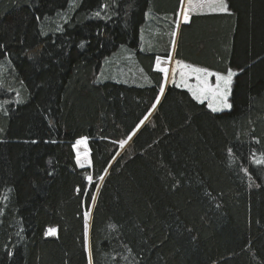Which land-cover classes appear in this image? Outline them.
Listing matches in <instances>:
<instances>
[{
  "label": "trees",
  "instance_id": "trees-1",
  "mask_svg": "<svg viewBox=\"0 0 264 264\" xmlns=\"http://www.w3.org/2000/svg\"><path fill=\"white\" fill-rule=\"evenodd\" d=\"M180 4L0 0V264H264V0L179 28L175 59L235 73L219 113L153 70ZM121 48L150 85L96 81Z\"/></svg>",
  "mask_w": 264,
  "mask_h": 264
},
{
  "label": "rangeland",
  "instance_id": "rangeland-1",
  "mask_svg": "<svg viewBox=\"0 0 264 264\" xmlns=\"http://www.w3.org/2000/svg\"><path fill=\"white\" fill-rule=\"evenodd\" d=\"M201 2L202 0H193L192 5L190 6L188 0H181L179 12L176 16L174 23L164 19L161 16V18H157L158 22L152 28L153 33L149 34V31H145L143 37L147 38L148 40L153 39L151 41L153 45L155 44L156 46H161L166 41L165 32L169 31L172 24L174 25V27H172L174 30L173 33L176 35L177 28H179L182 23L187 22L192 15H201L203 11L220 12L213 11L211 7H208L207 0H203L205 6H198L201 4ZM185 11L188 12L187 20L184 16ZM225 12L226 11H223L222 13ZM146 17L147 15L145 16V18ZM134 56V53L129 52L128 49L121 48L117 53H115L109 59L103 62V65L96 78V81H112L120 84L137 87L150 85L149 76L147 75L146 71L137 63V59ZM162 69L167 70V72L165 73V71H162ZM192 69H204L208 73H211V75L207 76V80L210 84L216 83L217 74L222 77H227L228 72L231 71L233 75L231 77V84L228 87L227 93L221 96L219 99H214L211 95H209L207 98H205L204 96H194L192 90L195 89L198 81L196 79L197 74L194 73ZM153 70L161 72L163 78V87H167L171 84L177 88L187 91L193 97V99L198 102L205 103L212 112L219 113L229 111L231 87L233 79L235 77L234 71L229 70L224 74L213 72L209 69L202 68L200 66L188 64L184 62L180 57L174 59L173 53L170 54L169 59L157 60L156 64L153 66ZM210 104L212 105V107H209ZM212 108H216L217 111H213ZM148 119L149 117L145 120V122L148 121ZM76 153L78 154V163H80L79 165L81 166V164L84 163L83 165L85 166L81 167L88 166L89 162L87 158V151L83 145L76 146Z\"/></svg>",
  "mask_w": 264,
  "mask_h": 264
},
{
  "label": "snow or ice",
  "instance_id": "snow-or-ice-1",
  "mask_svg": "<svg viewBox=\"0 0 264 264\" xmlns=\"http://www.w3.org/2000/svg\"><path fill=\"white\" fill-rule=\"evenodd\" d=\"M188 3L191 6L193 0H188ZM198 6H205L203 0ZM207 6L211 7L213 11H227L226 5L224 4V0H207ZM97 15H99V13H97ZM184 16L187 20V11L184 12ZM173 35L175 34L173 33ZM162 71H165V73L167 72V70L164 69H162ZM192 71L197 74L196 79L198 81L195 89L192 90L194 96H204L205 98H207L209 95H211L214 99H219L221 96L227 93L228 87L231 84V77L233 75L231 71L228 72L227 77H222L217 74V81L215 84H210L208 82L207 76L211 75V73H208L206 70L192 69ZM161 91H163V88H161ZM153 107H155V105H153ZM209 107H212V105L210 104ZM212 110L217 111L216 108H212ZM141 123H143V121H141ZM121 143L123 144V142ZM89 179H91V177H89ZM93 199H95V197H93ZM49 231L54 232V229H50Z\"/></svg>",
  "mask_w": 264,
  "mask_h": 264
},
{
  "label": "crops",
  "instance_id": "crops-1",
  "mask_svg": "<svg viewBox=\"0 0 264 264\" xmlns=\"http://www.w3.org/2000/svg\"><path fill=\"white\" fill-rule=\"evenodd\" d=\"M218 13H222L221 11L220 12H212V11H203V13L201 15H209V14H218ZM190 18L188 19L187 22H184L182 24H187L189 22ZM179 27V26H178ZM180 28V27H179ZM179 28H177V31H176V35H174L173 37V41L171 43V48H170V52H169V57L168 59L170 58V54L173 53V55L175 56V49H176V41H177V37H178V33H179ZM175 59V58H174ZM164 60V59H162ZM166 87H164L165 89Z\"/></svg>",
  "mask_w": 264,
  "mask_h": 264
},
{
  "label": "bare ground",
  "instance_id": "bare-ground-1",
  "mask_svg": "<svg viewBox=\"0 0 264 264\" xmlns=\"http://www.w3.org/2000/svg\"><path fill=\"white\" fill-rule=\"evenodd\" d=\"M85 163H86V162H85ZM79 164H80V163H79ZM83 164H84V163H82L81 166H85V165H83Z\"/></svg>",
  "mask_w": 264,
  "mask_h": 264
},
{
  "label": "water",
  "instance_id": "water-1",
  "mask_svg": "<svg viewBox=\"0 0 264 264\" xmlns=\"http://www.w3.org/2000/svg\"><path fill=\"white\" fill-rule=\"evenodd\" d=\"M162 97V96H161ZM161 99V98H160Z\"/></svg>",
  "mask_w": 264,
  "mask_h": 264
}]
</instances>
